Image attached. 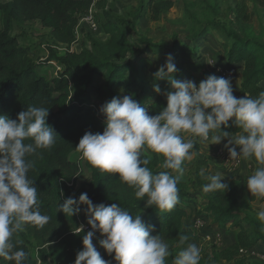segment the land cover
<instances>
[{
    "label": "trees",
    "instance_id": "16d2710c",
    "mask_svg": "<svg viewBox=\"0 0 264 264\" xmlns=\"http://www.w3.org/2000/svg\"><path fill=\"white\" fill-rule=\"evenodd\" d=\"M206 2L200 13L191 17L198 30L183 43L175 35L168 47L145 37H136V33L140 20L148 16L152 22L160 21L173 8V0H136V6L122 17L107 9V0H0V116L16 119L30 106L47 107L46 123L57 134L51 149L28 157L34 162L28 178L37 188L40 211L51 219L43 228L26 225L23 232L13 234L17 249L27 253L25 264H74L76 254L82 250V237L91 230L87 224L89 217L85 215L84 205H78L79 214L71 217L62 213L58 206L68 197L78 200L82 193H87L94 205L117 203L132 215L140 214L142 222L152 229L151 235L160 234L169 243V264L181 250L178 247L181 234L189 235L200 247V264H264L249 262L248 256L241 253L249 252L259 242L264 243V223L253 214L252 204L256 197L247 192V179L229 181L224 193H204V203H200L196 194L185 191V183L180 178L177 185L179 203L170 212H161L154 205L145 207L146 197L144 200L137 198L133 188L111 174L91 168L87 161L85 168L89 179L79 183L81 165L72 159L86 131L103 132L105 117L99 109L114 97L118 98L120 92L133 95L150 116L166 107L164 89L159 94L152 92L149 98L144 97L148 92V81L139 78L142 73L140 63L148 54L171 53L176 59L179 48H191L194 53L215 32L222 40L229 41L230 47L223 46L226 49L223 61L211 68L191 66V72L198 73L199 82L209 75L220 77L218 69H234L231 82L239 80V98L243 95L256 97L264 91V36L242 27L243 22L248 21L244 6L234 7L231 12L234 19L226 28L217 21L222 17L221 0ZM252 2L255 13L264 10V0ZM90 12L97 32L87 30V45L82 42L80 50H71L77 43L76 28L84 25L79 24L80 20ZM33 23L48 30L50 44L46 47L47 58L41 63L34 61L13 35L18 27ZM97 33L99 37L95 36ZM197 58L194 53L191 60ZM134 60H138V65ZM43 65L55 66L56 75L48 79L39 74L37 68L41 70ZM236 65L241 67V72H237ZM191 72L178 80H192ZM137 88L139 90L135 91ZM221 130L233 136L242 131L234 120ZM199 139L195 138L192 156L197 172L207 167V159L199 152ZM146 155L152 156L147 167L153 173L164 170L160 167L162 158L150 152ZM197 219L204 222L207 230L215 226L217 231L227 232L232 243L225 248L215 245L203 248L201 228L195 226ZM80 225L84 226L83 232L74 234ZM99 236L98 232L94 235V246L103 259L115 264L112 256L100 247ZM31 247L36 250L35 255ZM0 264L14 262L0 258Z\"/></svg>",
    "mask_w": 264,
    "mask_h": 264
},
{
    "label": "clouds",
    "instance_id": "9594fccd",
    "mask_svg": "<svg viewBox=\"0 0 264 264\" xmlns=\"http://www.w3.org/2000/svg\"><path fill=\"white\" fill-rule=\"evenodd\" d=\"M175 72L169 54L154 73L157 80L166 79L171 89L165 93L166 107L158 114L148 115L131 94L114 97L99 109L105 117L103 132L86 131L75 150L91 168L118 178L135 190L137 198L146 197L145 207L154 205L161 212H170L179 203L182 164L192 159L195 138L210 139L209 145L226 140L229 158L254 159L261 165L248 176L246 190L257 199L264 198V91L256 97L237 98L230 79L209 75L197 85L173 78ZM153 91L161 92L158 85ZM48 115L49 108L30 106L16 119L0 116V258L14 264H25L27 253L17 249L13 234L23 232L26 225L43 228L51 219L41 213L37 188L28 178L34 163L28 157L38 156L55 144L57 134L46 123ZM230 120L242 130L235 139L221 130ZM210 133L214 134L210 137ZM149 152L162 158L163 171L153 173L147 167L152 160L146 155ZM201 175L208 181L202 187L204 193L228 189V184L221 182L226 175H205L203 171ZM78 205L85 206L91 230L83 235L82 250L74 264H109L92 242L97 232L102 237L100 247L115 264H169V243L160 234L151 235L152 229L142 222L140 214L132 215L117 203L94 205L87 193L78 200L68 197L58 209L71 217L79 214ZM257 216L264 221V206ZM83 230L80 225L74 234ZM178 247L181 250L170 264H200L201 249L189 235H179Z\"/></svg>",
    "mask_w": 264,
    "mask_h": 264
},
{
    "label": "rangeland",
    "instance_id": "374dc122",
    "mask_svg": "<svg viewBox=\"0 0 264 264\" xmlns=\"http://www.w3.org/2000/svg\"><path fill=\"white\" fill-rule=\"evenodd\" d=\"M173 2V8L168 13L164 14L161 17L160 21L152 22L150 21L148 16L143 20H140L137 25L136 37H145L151 40L153 43H164L168 47H170L172 40L175 38V35L179 37L180 42L185 41V39H190L195 31H197L199 28L198 26L193 24L191 17H195V15L197 16L200 13L201 8L203 7L202 5L207 2L206 0H173ZM135 6L136 0H107V9H110L112 13L120 17L124 16ZM235 6L245 7V13L248 17V21L243 22L244 26L242 27H244L245 30L252 29L254 32L258 33L259 36L263 37L264 10H259L257 13H255L252 0H221L220 10L222 13V17L217 19L218 23L226 26V28H229L231 25V21L234 19V15H232L231 12ZM87 30L88 29L87 27H85V25H80L76 29L77 43L73 45L71 50H80L82 42L84 43V45H87ZM13 35L18 39L19 44L23 48H26L28 50L30 57L34 61L41 63L46 60V47L50 44V40L48 38V30L42 28L39 23L27 24L25 26L18 27ZM95 36L99 37V33H97ZM223 46H225V48H229L230 42L222 40L220 35L213 32L208 37V42L202 48H198L196 49V52H194L198 57L196 60H191V57H194V53L191 48H188V50L185 47L179 48L176 52L177 58H173L176 65V72L174 73L173 78L178 80V78L182 75L188 74L189 72H191V66L193 65H203L204 67L211 68L217 63L222 62L224 57V50H226ZM59 52L61 53L63 51L60 50ZM167 56L168 55L162 52L158 55L148 54L141 59L140 65H142V73L139 78H144L145 81H148L146 84V89L148 90V92L146 96H144L145 98H149V94L154 92V85H158L160 90L164 89L163 92L165 93L171 90L169 84H167L168 82L166 79L157 80L154 76V73L165 64ZM134 61V63L138 65V60ZM37 70L39 71V74L45 76L48 79L54 77L57 72V69L53 65H43V69L39 70L38 67ZM238 71L239 69L237 70V72ZM191 74L192 80H195L197 82L200 81L197 72H191ZM236 81L232 82L233 95L239 98L238 84ZM134 90L138 91L139 89L137 88ZM165 93L163 96L166 100ZM124 95L126 94L120 92L118 98H122ZM99 104L100 103H98L97 105ZM209 135L211 137L212 133H210ZM185 138L187 139V137ZM230 138L235 139L236 136ZM210 143V139L206 141L199 139L198 141L199 152L207 159L206 168H201L200 171L197 172V168L195 166V161L193 158L191 160H186L182 164L183 174L181 176V179L185 183V191L187 193L196 194V198L200 203H203V200H205L202 187L206 183H208V181L205 180L201 175L202 171L205 175H212L216 173L226 175L225 179L221 182L228 183L232 180L242 182L244 179H247L248 176L251 175L257 167H261V165H259L258 163L257 165H255L252 159L245 160L241 158L240 164L236 168H231L226 164H223L216 154L218 149H225L224 144L227 143V141H222L219 145H209ZM237 151H239V149H237ZM72 159L79 161L81 165L79 183L87 181L89 179V172L85 168L86 160L81 158V154L78 151L72 155ZM262 206H264V198L257 199L256 197V201L252 204L253 214L256 217H258L257 213L261 210ZM200 231L203 235V248H208L212 245H215L219 248H225L231 241L227 232H223L220 230L217 231L216 227L207 230L205 226L201 228ZM31 252L33 255H35L36 250L31 247ZM259 258L261 259L259 260ZM247 260L249 262L260 261L264 263V254L258 257L255 256V260L253 259V257L247 258ZM221 264L227 263L222 262Z\"/></svg>",
    "mask_w": 264,
    "mask_h": 264
},
{
    "label": "built area",
    "instance_id": "2783aa9c",
    "mask_svg": "<svg viewBox=\"0 0 264 264\" xmlns=\"http://www.w3.org/2000/svg\"><path fill=\"white\" fill-rule=\"evenodd\" d=\"M81 23L84 24L89 31H91L93 33L97 32V25L92 18L91 12L88 15L84 16L80 20L79 24H81ZM217 74L220 77H224V78L230 79L232 81L234 79V76H235V70L234 69H218ZM203 141H206V140H203ZM216 154H217V157L222 161L223 164H226L227 166H229L231 168H236L240 164V159L234 160V159L229 158L228 152L225 149L224 150L218 149ZM195 226L197 228H202V227H204V222L200 219H197L195 221ZM98 238H99V241L102 239L101 236H99ZM241 253H244L246 255H249V254L251 255L250 252H241Z\"/></svg>",
    "mask_w": 264,
    "mask_h": 264
},
{
    "label": "crops",
    "instance_id": "0c3cea01",
    "mask_svg": "<svg viewBox=\"0 0 264 264\" xmlns=\"http://www.w3.org/2000/svg\"><path fill=\"white\" fill-rule=\"evenodd\" d=\"M78 27H79V25H78ZM77 27V28H78ZM76 28V29H77ZM236 69L238 70L239 69V72H241V67L240 66H238V65H236ZM237 84L239 83V80L237 79ZM241 134V133H240ZM212 135H213V133H212ZM239 135V134H238ZM235 136H237V135H235ZM235 136H232V137H235ZM204 203V202H203ZM215 227V226H214ZM213 227V228H214ZM230 242L228 243V245H230L231 243H232V238L230 237ZM227 245V246H228ZM226 246V247H227ZM250 253H251V255L249 254V255H247L248 256V258H252L253 257V259L255 260V256L256 257H258V256H261L262 254H264V243L263 242H259L252 250H250L249 251ZM263 257V256H262ZM261 258H259V260H260Z\"/></svg>",
    "mask_w": 264,
    "mask_h": 264
}]
</instances>
